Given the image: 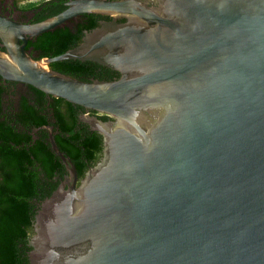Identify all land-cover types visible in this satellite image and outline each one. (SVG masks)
<instances>
[{
    "label": "water",
    "instance_id": "obj_1",
    "mask_svg": "<svg viewBox=\"0 0 264 264\" xmlns=\"http://www.w3.org/2000/svg\"><path fill=\"white\" fill-rule=\"evenodd\" d=\"M36 22L0 14V76L106 114L82 120L102 153L41 203L29 264H264V0H65ZM108 15L35 58L29 38ZM66 58L117 70L83 80Z\"/></svg>",
    "mask_w": 264,
    "mask_h": 264
},
{
    "label": "trees",
    "instance_id": "obj_2",
    "mask_svg": "<svg viewBox=\"0 0 264 264\" xmlns=\"http://www.w3.org/2000/svg\"><path fill=\"white\" fill-rule=\"evenodd\" d=\"M63 1L45 0L42 4L47 12L36 20L64 9ZM35 3L29 2L28 6L36 7ZM103 17L109 18L96 13H81L76 19L71 18L63 25L29 38L25 47L35 58L60 54L78 44L84 30L97 26L98 19ZM49 67L83 80H90V76L104 77V74L97 75L99 67L105 73L111 71L95 61L76 58L52 61ZM27 87L28 90L21 92L18 107L14 110L13 104L3 107L1 94L5 88L0 85V264H27V240L36 211L35 200L48 196L56 188L53 175L64 168L50 148L48 132L39 130L34 139L28 132L31 127L49 121L45 113L48 111L45 106L47 94L33 85L27 84ZM50 98L57 119L54 125H58L55 141L70 156L81 176L86 168L85 160L94 162L100 152L101 135L97 131L82 134L81 130L74 129L75 110L80 105L62 97L50 95Z\"/></svg>",
    "mask_w": 264,
    "mask_h": 264
},
{
    "label": "flooded vegetation",
    "instance_id": "obj_3",
    "mask_svg": "<svg viewBox=\"0 0 264 264\" xmlns=\"http://www.w3.org/2000/svg\"><path fill=\"white\" fill-rule=\"evenodd\" d=\"M33 1L36 2L35 4H37V6L36 7L28 6V3L29 2H33ZM44 1L45 0H0V14L3 15V16H6V17H10L11 19L19 21V22H24V23L36 22V21H38V20H36V18L40 14H43V13L47 12L46 10H43V4L42 3ZM64 2H65V0L63 1V3ZM105 16H108V15H105ZM77 17H79V14L74 16V17H72V18L76 19ZM109 19H110V17L109 18H105V17L99 18L98 19V24H100L101 20H109ZM67 22H65V23H67ZM84 32H85V30H84ZM84 32H83V34H84ZM81 39H82V37H81ZM0 50H6V48L3 45L1 39H0ZM100 65H102V64H100ZM103 66H105V65H103ZM105 67H107V66H105ZM97 71L98 72L100 71L99 73H97L98 76H102L104 74L103 75L104 77L90 76V80L91 79L112 80V79H115V78L119 77V75H120V73L117 70H114V69H111L109 74L105 73L104 69H102L101 67L97 68ZM106 76H109V77L106 78ZM0 85H2L5 88L3 90V92H2V94H1V103H2L3 107L6 108L9 104H13V106H14L13 109L16 110V108L18 107V102H19V100H20V98L22 96L21 92H25L26 90H28L27 84L23 83V82L13 81V80H4L1 77L0 78ZM51 102H52V98H50V96H48V95L45 96V106H46V109L48 110L45 113L47 114V119H48L49 123L42 124L40 126L31 127L28 130V132L32 135L33 139L38 136L37 132L39 130H42V129L46 130L48 132V135H49V133L54 135L55 133L58 132V128H57L58 125L57 126L54 125V122L57 119L53 115V110H52L53 107L50 106ZM75 113H76L77 120H76L74 129H76V131L77 130H81L82 134H86L85 133L86 131H91V132L95 131V130H92L90 128V126L86 122H84L82 120V115L90 114V115L97 116L98 118H101L102 120H109L110 119V117L108 115H106V114H102V113H99L97 111H94V110H91V109H87V108H85V107H83L81 105L76 107ZM103 115H106L107 117L103 118ZM48 135H47V138H48ZM101 153H102V137H101V149H100V152H98V154H97L98 156H97L96 160L94 162L90 161V160L89 161L85 160L86 168H85L84 172L91 165L95 164V162L100 158ZM59 160H60V158H59ZM77 172H78V170H77ZM84 172H83V174H84ZM83 174L81 176L78 174L77 182L80 181V179L82 178ZM66 176H67V170H66L65 166H64L63 169H60V171H56L54 173L53 179H54V181H57V186L63 180H65ZM57 186H56V188H57ZM46 197H44V198H42L40 200H35L36 211H35L34 218H33V221H32V230H31V233H29V237H28V240H27V245L29 246V248L26 250V256H27V260H28L27 264H29V256H28L29 255V251L32 248L31 245H30V238H31V235L33 233V222H34V219H35V215H36L38 209L41 206V203L43 202V200Z\"/></svg>",
    "mask_w": 264,
    "mask_h": 264
}]
</instances>
